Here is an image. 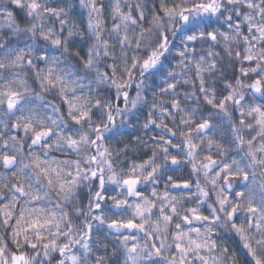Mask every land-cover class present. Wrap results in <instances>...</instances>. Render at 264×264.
I'll return each mask as SVG.
<instances>
[{
    "label": "snow or ice",
    "instance_id": "6c2138e0",
    "mask_svg": "<svg viewBox=\"0 0 264 264\" xmlns=\"http://www.w3.org/2000/svg\"><path fill=\"white\" fill-rule=\"evenodd\" d=\"M79 3L85 56L72 46L86 34L70 0H0V264H240L226 246L232 236L248 264H264V0H115L110 28L103 0ZM24 69L39 91L16 71ZM84 79L94 94H77ZM139 106L149 108L143 129H161L151 137L158 151L125 175L106 134L117 117L131 125ZM224 122L231 135L220 143L210 133ZM193 130L223 158L201 162L215 196L208 214L199 181L190 208L167 183L162 196L139 189L157 184L169 161L179 164L169 150L181 147L177 136L200 171ZM105 225L117 241L110 252L99 236Z\"/></svg>",
    "mask_w": 264,
    "mask_h": 264
},
{
    "label": "trees",
    "instance_id": "16d2710c",
    "mask_svg": "<svg viewBox=\"0 0 264 264\" xmlns=\"http://www.w3.org/2000/svg\"><path fill=\"white\" fill-rule=\"evenodd\" d=\"M71 5H72V11H71V16L74 22L79 25V31L84 32L86 34L85 40H80L79 37L74 38L73 41V48L77 49L80 51L81 56H85L87 53V49L89 47V43L87 42V23H88V14L87 10L85 8H82L80 6L79 0H70ZM115 2V0H103V3L105 4L104 12H103V20L104 24L106 27L110 28L113 24V20L111 19V6ZM125 0H121V4L123 6ZM2 23V21H0ZM147 26V25H146ZM104 38H108V33H104ZM198 47V51H199ZM219 50V49H216ZM53 54H58L56 50H52ZM115 54L117 56L120 55L119 52V46H116L115 49ZM129 56H131V52H129ZM74 62L75 58H73ZM109 63L111 61H108ZM238 63V62H237ZM175 64L173 63V67ZM99 67L103 70L105 67V63L103 60L100 61ZM20 73V77L22 79H27L28 80V86L35 91H39L38 85L34 83V80L32 78L31 73L28 75H25V72L27 71L26 69L24 70H16ZM229 76H231V71H229ZM238 74V73H237ZM10 75V73H9ZM90 75V74H89ZM190 76H194V71L189 73ZM79 79V77H77ZM85 87L83 89L77 88V94H83V95H89V94H94L96 91V85L93 83L91 85L92 92H89V82L87 79H84L81 81ZM2 83V82H0ZM156 84L160 83L159 80L155 82ZM149 84H151L153 87H155V84L152 81H149ZM187 87V86H185ZM35 91L33 92V96L35 95ZM147 92V95L149 99H151L152 92L148 90L147 88L145 89ZM158 91V89H157ZM177 91H180L181 93L183 92V88L178 86ZM114 92V90H113ZM71 93H69L70 95ZM130 98L134 97L136 94V89L133 86L132 89H130ZM44 96L45 100H51L55 103H58L62 109H66V105H62L59 102V97L56 96L54 98V93L48 94V93H42ZM182 98V97H181ZM257 103H260L261 101L258 99L256 101ZM121 107H123V104L121 102ZM149 111V108L147 106H139V110L130 116L131 120V125L128 123H125L121 125L120 117H117V126L116 128L110 132L107 133V141L106 144L110 148V150L113 151L114 153V159L116 161L115 167L119 171L121 168L124 169V174H127V165H131L133 162L136 163H141L144 160H147L150 156L154 149V141H152L151 137L156 136L157 133L161 132V129H155V128H149L147 130L143 129V124L145 123L147 119V113ZM179 116L180 114H176V123L179 122ZM166 123L169 124V126H172L173 122L171 120H166ZM216 123V121H214ZM185 126L181 125V128H184ZM213 138L220 143H227L226 138L231 135L230 130L228 128V125L226 122L220 124L218 129L213 130L212 133H210ZM22 135V133H21ZM166 135V134H165ZM140 136L143 137L144 143H140L136 138ZM192 137H193V142L198 145V148L196 149L197 155L195 156V164L198 169H200L199 172H193V167H192V161L188 159V157L185 155V153L188 151L186 146H183L182 144V138L177 136L173 138L174 142L177 144H180L181 147L179 148H170V152L173 155H176L178 160L180 161L179 164L177 165H172L171 162L169 161L166 167L163 169V175L160 177V180L157 184L155 185H140L139 189L144 192L145 195H148L151 197V191L153 188H155L156 192L158 195H163L165 189V184H168L167 191L171 196H176L178 198H182V204L181 206L183 208H190V207H196L197 206V197L194 195L197 191L196 189V182L199 181L202 187H206L207 190L210 192V197L208 201L206 202L205 205L201 206V211L204 214H208V209H207V203H212L215 199L214 194L211 192V185L205 181L204 176H203V169H201V162L207 163V160H205V157L209 154L212 155L213 159L217 160L218 162L223 159L217 154L216 148L213 146L211 149V152L208 150L207 146V141L203 140L200 136L197 135L195 130L192 132ZM157 140H159V137L157 136ZM127 145L126 151H120L118 156H115V153L124 148V146ZM235 153H230V155H234ZM50 156H55L58 159H74V156H61L59 153L53 152L50 154ZM158 159H162V156L159 157ZM3 173V169H0V174ZM211 175V174H210ZM171 176L172 181L169 182L167 180V177ZM179 184L180 187H172V183ZM187 182L190 187L188 189L183 188V184ZM53 201L55 202V198H53ZM54 202L53 205H50V207H54ZM159 201H157V205L159 206ZM19 209L17 208V211ZM155 212V210H154ZM95 228L96 225L94 223V235H95ZM104 230L99 233V236L101 240L103 241L104 238L106 237V242L108 243V251H111V247L113 244L117 243V241L114 239L113 234H109L108 230L106 228V225L103 226ZM174 230V228H173ZM128 234V233H125ZM141 243H143V238L141 234ZM132 243V241H130ZM221 246H224L222 244ZM226 246L229 247L230 249H234L236 252V258L240 262V264H248V261L250 260V257H247L244 254V250L240 247L239 240L237 237L232 236L229 237L226 241ZM103 250V247L101 248Z\"/></svg>",
    "mask_w": 264,
    "mask_h": 264
}]
</instances>
